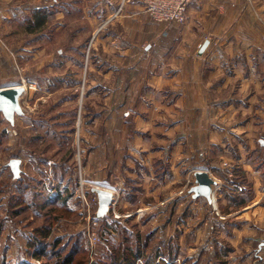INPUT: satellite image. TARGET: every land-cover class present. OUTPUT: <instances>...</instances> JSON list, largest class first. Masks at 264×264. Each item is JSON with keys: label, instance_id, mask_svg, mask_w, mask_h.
Masks as SVG:
<instances>
[{"label": "rangeland", "instance_id": "rangeland-1", "mask_svg": "<svg viewBox=\"0 0 264 264\" xmlns=\"http://www.w3.org/2000/svg\"><path fill=\"white\" fill-rule=\"evenodd\" d=\"M125 3L132 4V7H124ZM45 5L56 7V12L49 15L50 18L48 16L46 27L41 33L27 32L24 17L31 16L35 7ZM129 9L144 11L142 1L12 0L0 7V88L24 87L19 98L21 113L15 115L14 121H8L0 113V253L5 254L6 264H55L56 257L46 255L39 259L35 253L40 247L29 245L34 229L50 224L51 235L46 244L50 245L54 238L60 237L59 252L63 257L78 249L71 264L106 261L111 251L120 245H137L142 247L145 255L151 256L155 253L165 256L170 250L174 253L176 245L180 249L178 259L173 261L176 264H192L195 261L220 264V259L226 261L225 264H264V260L261 262L256 258L259 254L264 258V249L262 252L259 250L260 239L246 241L243 238L237 245L233 244L235 240H231L235 228L243 225L240 214L235 213L239 209L238 200L244 198L247 201L251 196L244 186L235 191L237 188L228 180L234 179L232 163L236 161L231 162L225 156L235 159L237 154L234 151H225L221 145L210 147L202 143L198 150H191L185 144L188 150H185L184 165L179 174L171 178L173 168L168 164L167 178L155 177L159 179L155 180L145 174L143 177L131 176L130 169L134 167L132 161H127L132 166L124 165L123 150L119 147L116 169L114 165L108 171L105 167V171L102 169L103 174H100L102 166L96 158L97 153L104 151L99 145L108 137L101 128L103 122H108L104 113L111 108V102L106 93L112 90L110 73H102L110 65L111 59L98 55L96 61L94 52L90 54V50L96 34L104 31L106 19L103 21V18L106 15L128 13L126 11ZM65 12L73 14L67 15ZM85 12L96 20L94 28L90 24L92 35L88 38L87 33L80 41H73V35L83 27L82 21H87L83 17ZM59 13L62 14L51 17ZM147 16L141 22V29L145 26L142 34L152 47L158 45L157 48H163L176 44L174 38L166 42L164 37H156L161 26H166L169 31L175 24H160ZM258 24L264 35V20L251 23L253 28ZM242 29H246L248 34L251 32L249 26ZM240 30L235 35L230 33L226 36L219 46L223 48L221 51H224L225 56L229 53L227 46L238 48L239 54L231 58L226 56V63L239 64L244 68V73H250L246 67L247 54L241 51L252 45L254 49L249 56L256 66L253 67L251 78L264 79V37H245ZM259 40L262 48L256 49L254 43ZM229 66L227 73L231 74L233 68ZM104 76L109 79L106 80ZM239 82V78H235L227 89L222 87L218 93L238 96L248 94L254 88L264 96V82L249 84L244 88ZM53 83L56 85L50 87ZM70 89L77 91L79 97L74 104L65 105L64 100L73 98L75 94ZM126 121L128 126L132 125L129 117ZM105 127L112 134L110 125ZM131 129L127 134L133 131ZM127 134L116 133L114 136L120 137L118 141H124L123 137ZM100 136H103V140ZM229 138L231 143H246L237 134L225 136L226 142ZM262 140L264 135H258L255 146H262ZM189 144L192 145L191 141ZM263 147L245 151L247 161L262 176ZM173 153L175 156V150ZM14 158L22 160L18 177H14L8 165ZM199 170L207 171L216 182L212 190L219 205L217 210L208 197L196 195L198 183L195 173ZM18 178L21 179L16 180ZM26 185L29 188L32 185L33 188L38 187L43 197L34 204L33 200L27 199L23 211L14 215L10 206L15 205V200H11L19 193L18 187L23 189ZM226 187L228 192L237 196L236 203L230 202L223 194V201H217L220 190ZM66 188L70 195L67 208L53 203L41 206L44 197L57 202L59 192ZM54 191L57 194L54 195ZM100 191H108L115 204L113 206L112 202L104 215L99 214ZM241 191L242 194L239 193ZM233 211L235 214L228 216ZM260 236L264 238V233ZM224 240L227 243L217 242ZM170 241L173 248L167 250ZM228 249L229 254L223 257V251ZM215 251L220 252L223 258L217 259Z\"/></svg>", "mask_w": 264, "mask_h": 264}, {"label": "crops", "instance_id": "crops-1", "mask_svg": "<svg viewBox=\"0 0 264 264\" xmlns=\"http://www.w3.org/2000/svg\"><path fill=\"white\" fill-rule=\"evenodd\" d=\"M11 1L0 0V7ZM126 3L124 7H132V4ZM126 12L128 13L106 15L103 18V21L106 19L104 31L96 34L93 44L96 61L98 55L111 59L110 65L102 73H110L111 79L107 76L104 78L110 80L112 90L106 93V96L109 94L108 99L111 102V108L104 113L108 122H103L101 128L108 137L105 141L103 136H100L103 143L101 142L99 147L104 151L97 153L96 158L102 166L100 174H103L102 169L105 171V167L107 171L111 170L113 165L116 169L119 147L123 150L124 165L129 164L127 161H132L134 167L130 169L131 176L143 177L145 174L155 180H159L155 178L153 171L157 159L173 168L171 178L179 174L184 165L185 150H188L185 149V144L192 148L191 150H198L201 143L210 147L221 145L225 151L236 148L240 153L238 163L252 181L253 191L245 205L239 207L236 212L228 213V216L234 212L240 214L243 224L241 228H235L231 240H235L233 244L237 245L243 238H246V241L260 239L259 250L262 252L264 238L260 234L264 233V176L247 161L246 152L264 146L263 140L260 141L262 146H255L258 135H264V96L254 88L248 94L238 96L218 92L222 87L227 89L235 78H239L242 88L264 82L261 77L251 78L253 67L256 66L249 56L254 49L252 45L241 51L247 54L246 67L250 69L248 74L243 72L244 68L239 64L226 63V56L231 58L232 55L239 54L238 48L227 46L229 53H226V56L224 51H221L223 48H219L224 38L230 33L237 34L239 28L245 37H264L259 24L255 28L251 25L252 22L259 23L264 20V0L192 2L184 25L175 24L169 31L166 26H161L156 37H164L166 42L171 38L176 41V44L163 48H157L158 45L152 47L151 43L145 40L142 34L145 26L141 29V22L147 14L143 9H129ZM60 14L62 13L51 17ZM83 14L87 21H82L83 27L73 35V41H80L87 33L88 38L92 35L96 20L86 12ZM250 21V24H244ZM90 24L93 26L91 29ZM244 26L251 28L249 34L246 29H242ZM86 29L88 31L85 33ZM205 41L209 42L208 46L199 54ZM260 43L261 40L254 43L256 49L262 48ZM227 66L233 68L231 74L227 73ZM55 85L56 83H53L50 87ZM76 99L78 97L75 96L66 98L64 103L72 105ZM128 117L133 127L127 125ZM107 125H110L112 134L105 127ZM131 128L133 131L127 134ZM115 132L119 135L127 134L123 137L124 141H118L120 137L116 138ZM235 134L242 136L246 143H231L230 138L226 142L225 136ZM190 141L192 145L189 144ZM225 158L231 162L235 161L230 156ZM142 168L147 171H141ZM165 177L167 178L166 175ZM256 258L261 262L264 260L260 254Z\"/></svg>", "mask_w": 264, "mask_h": 264}, {"label": "trees", "instance_id": "trees-1", "mask_svg": "<svg viewBox=\"0 0 264 264\" xmlns=\"http://www.w3.org/2000/svg\"><path fill=\"white\" fill-rule=\"evenodd\" d=\"M56 7H47L45 6H39V7H35L33 9V13L31 16H25L24 17V22L27 24L26 25V30L27 32L30 33H41V31L46 27V23L48 20V16L53 14L54 12H56ZM39 36H37L38 38ZM94 52L93 48H91L90 50V54H92ZM78 93H75L74 96L75 97H79ZM1 143V141H0ZM232 151L235 152V161L236 163H232V171H233V175H234V179H228L231 181V184H234V186L237 188L235 191H237L238 189L242 188V186L245 187V189H247L248 194L252 193V188H253V183L252 181H249L245 170L243 169V167L238 163V159L240 158V153L239 150L236 148H233ZM237 151V153H236ZM168 165H165V163L162 160H156L155 164H154V174L156 177L158 178H164L165 175L169 174V169L167 168ZM171 173V172H170ZM232 174V173H231ZM229 178V177H228ZM21 178H18L16 180H20ZM70 179V177H69ZM71 180V179H70ZM38 183H39V179H38ZM37 183V184H38ZM29 185H26V187L23 186V189L18 187V191L19 193L16 195V197H13L11 202L15 200V205L10 206V209L12 210V214L14 215H19L22 211L23 208H25V203L28 200H33L32 203H36L38 198L41 199L43 197V193L41 191H39L38 187L33 188L34 185H32V188L28 187ZM28 187V188H27ZM31 187V186H30ZM241 190V189H240ZM22 193V195H21ZM229 193V194H228ZM240 194H242V191L239 192ZM220 197H218L217 201L220 203L223 201L224 197H227L228 200H230V202H235L237 199V196L235 197V195L231 194V192H228V188H223L220 190L219 192ZM223 194L224 197H222L221 195ZM29 195H31V197H29ZM68 198H70L69 195V189H65V190H61L58 194V198H57V202H53L52 200H50L48 197H44L43 202L41 203L42 207H46L49 203H53V204H60V206L67 208L66 204H67V200ZM25 200V201H24ZM239 203H237L239 205V207L245 205L246 203V199L241 198L240 200H238ZM116 224L118 223V221H114ZM51 235V226L50 224L47 225H42L40 227H36L34 229L33 232V237H32V241L30 242V247H40L38 250H36L35 256L39 259H42L44 257L49 256H53L54 258L56 257V263L59 264H71L73 262V255L77 254L78 249L72 250L69 253H67L66 255L61 254V252H59L60 248V237L58 238H54L53 241L50 242V245L46 244V242L48 241V239L50 238ZM53 242V244L51 245V243ZM218 243L220 242V244H222L223 242L227 243L225 240L224 241H217ZM216 242V243H217ZM169 244V245H168ZM167 250H169V248H173L172 246V242L170 241L169 243H167ZM179 247L175 245V250L174 253H171L172 251H168L166 253V255L164 256L163 254H158L155 253L156 255L151 256V255H145V252L142 251V247H137V245L135 247H123L122 245H120L119 247H116L115 249H113V251H111V255L109 256L108 260L106 261H93L90 264H176L173 261L178 259L179 257ZM228 251H230V249L228 250H224L222 255L223 257L228 253ZM176 252V253H175ZM216 252V256L217 259L219 258H223L221 257V253L218 251ZM47 255V256H46ZM216 260V259H215ZM83 259H81V263H82ZM65 262V263H64ZM171 262V263H169ZM194 262V261H192ZM198 261H195L192 264H200V263H196ZM218 262L220 264H225L226 261H222L221 259L218 260ZM55 263V264H56ZM0 264H6L5 262V254L4 253H0ZM44 264V263H43ZM83 264V263H82ZM85 264V262H84ZM87 264V263H86ZM201 264H205V263H201ZM206 264H210V263H206ZM216 264V263H215Z\"/></svg>", "mask_w": 264, "mask_h": 264}, {"label": "water", "instance_id": "water-1", "mask_svg": "<svg viewBox=\"0 0 264 264\" xmlns=\"http://www.w3.org/2000/svg\"><path fill=\"white\" fill-rule=\"evenodd\" d=\"M208 41H205L200 47L199 54H202L208 46ZM24 92V87L21 85L0 88V113L4 117L13 122L16 114L21 113L19 98ZM14 177H18L21 173V160L18 158L11 159L8 163ZM198 185L195 187L197 196H205L213 203V190L212 185L215 180L210 176L207 171L199 170L195 173ZM112 202L111 194L108 191L99 192V214L104 215L109 209Z\"/></svg>", "mask_w": 264, "mask_h": 264}, {"label": "built area", "instance_id": "built-area-1", "mask_svg": "<svg viewBox=\"0 0 264 264\" xmlns=\"http://www.w3.org/2000/svg\"><path fill=\"white\" fill-rule=\"evenodd\" d=\"M144 11L154 22L160 24H185L188 19V8L197 0H141ZM82 182V180H81ZM82 187V186H81ZM213 191V206L217 210ZM57 194L56 191L53 193ZM113 202V201H112ZM111 202V203H112ZM115 206L114 202L112 203Z\"/></svg>", "mask_w": 264, "mask_h": 264}]
</instances>
